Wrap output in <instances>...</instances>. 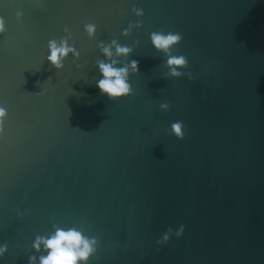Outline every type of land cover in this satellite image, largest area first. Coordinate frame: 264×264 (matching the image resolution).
<instances>
[{
  "label": "water",
  "instance_id": "1",
  "mask_svg": "<svg viewBox=\"0 0 264 264\" xmlns=\"http://www.w3.org/2000/svg\"><path fill=\"white\" fill-rule=\"evenodd\" d=\"M0 16V264L46 254L32 243L54 226L96 238L88 264H264V0H0ZM153 31L181 34L182 75ZM62 37L79 56L57 69ZM112 40L132 49L117 67L139 62L118 100L96 87Z\"/></svg>",
  "mask_w": 264,
  "mask_h": 264
},
{
  "label": "clouds",
  "instance_id": "2",
  "mask_svg": "<svg viewBox=\"0 0 264 264\" xmlns=\"http://www.w3.org/2000/svg\"><path fill=\"white\" fill-rule=\"evenodd\" d=\"M133 12L137 16L143 15V10L140 8H133ZM19 20L22 16V12L17 11L15 13ZM137 27L140 26L137 22ZM132 25L129 24L128 29L123 30V34L127 35ZM84 29L89 35L93 37L96 32V25L86 24ZM7 30L6 21L3 16H0V34L5 33ZM67 31V29H65ZM151 43L155 49L161 51L167 57L165 63L168 67L169 74L172 76H180L182 72L180 69L186 67L187 58L181 55H171V49L177 45L182 36L179 32H157L153 31L149 34ZM101 52L107 60H98L96 62L100 72V78L96 80V87L100 90V93L106 95L108 98L118 100L126 97L132 93V87L129 83V68L132 73L139 72V62L135 59L129 61L123 66L117 67L118 60L113 56L127 57L132 49L125 45H120L116 40H112L110 44H100ZM115 49V53H113ZM71 52L74 57L79 56V52L73 45L68 44V39L62 37L59 42L56 40H49L48 42V62L57 69L63 67V59L67 57ZM161 107H167L161 105ZM8 115L7 108L0 104V133L3 132L5 119ZM171 130L177 138H183L182 123L177 121L171 124ZM55 231L47 236H36L32 243V247L36 251H40L41 245L46 254H42L39 257L30 255L28 257L27 264H88L89 259L96 251L97 240L95 237H89L85 233L76 227H58L54 226ZM185 226L181 224L172 233L176 237L182 236ZM172 232L168 229L157 243L167 242L170 239L169 233ZM8 251L6 243L0 244V257Z\"/></svg>",
  "mask_w": 264,
  "mask_h": 264
}]
</instances>
